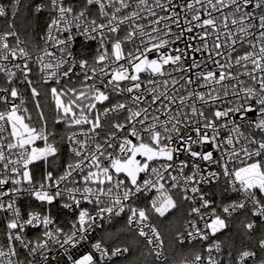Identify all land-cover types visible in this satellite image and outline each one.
Returning a JSON list of instances; mask_svg holds the SVG:
<instances>
[{
    "label": "snow or ice",
    "instance_id": "snow-or-ice-1",
    "mask_svg": "<svg viewBox=\"0 0 264 264\" xmlns=\"http://www.w3.org/2000/svg\"><path fill=\"white\" fill-rule=\"evenodd\" d=\"M21 3H0V264H114L130 248L94 233L122 216L167 260L154 219L182 209L173 244L192 251L177 264H264L218 236L234 216L250 236L264 224V0H33V40ZM40 85L69 130L62 172L44 112L37 128L24 107L21 88L41 108Z\"/></svg>",
    "mask_w": 264,
    "mask_h": 264
},
{
    "label": "trees",
    "instance_id": "trees-1",
    "mask_svg": "<svg viewBox=\"0 0 264 264\" xmlns=\"http://www.w3.org/2000/svg\"><path fill=\"white\" fill-rule=\"evenodd\" d=\"M5 3H10V0H4ZM33 0H22L19 8L18 15L16 17V26L22 40H33L38 39L35 36L33 29L35 28V22H32V27H29L30 16L29 6ZM11 19V17H9ZM41 25L43 20L40 21ZM48 86L40 85L39 90L41 96L38 98L41 104V108L35 107V101L30 98L29 110L31 116V124L37 128L44 125L45 121H41L39 118V111H43L46 117L48 131L56 134L57 142H61V136H64L69 130L63 124L55 125V105L50 95H45L46 88ZM51 139V138H50ZM38 146L43 147L44 142L38 140ZM61 152L59 160L57 161V168L59 171H63L64 165L71 160L66 141L61 142ZM36 167V175L40 176L44 172L43 162H38ZM54 170V169H49ZM243 216H234L228 221V227L223 232V239L226 249L235 251L240 248H255L254 244L257 241V232H254L251 236L242 228L241 220ZM154 223L157 225L162 237L165 241V249L167 252V260L164 264H177L178 260L183 256L188 255L192 249L189 246L179 247L173 244L174 234L177 229L183 224V209L180 212L169 213L165 218L154 219ZM101 236L105 244L109 247L112 246H128L130 253L126 258L117 260L114 264H143V263H154L149 253V248L141 241L140 238L132 231L126 228V219H115L110 222H105L101 230Z\"/></svg>",
    "mask_w": 264,
    "mask_h": 264
},
{
    "label": "built area",
    "instance_id": "built-area-1",
    "mask_svg": "<svg viewBox=\"0 0 264 264\" xmlns=\"http://www.w3.org/2000/svg\"><path fill=\"white\" fill-rule=\"evenodd\" d=\"M0 3H5V1L4 0H0ZM77 47H79V45H77ZM95 47H96L95 43H92L90 50L94 51ZM21 91L23 92V98L25 100L24 107H26L28 109V113L27 114L30 115V110H29V101H30V98H31L30 91H25L23 88H21ZM16 103H19V101L17 100ZM0 110H3V106L2 105H0ZM37 177H39V175ZM215 191H216V195L214 196V199L217 201V203H219V201L221 199V196H220L218 190H215ZM234 198H235V196L233 194H229V196L225 198V202L227 203V202H229L230 199H234ZM21 205H22V208L24 210H32V209H35V208H38L39 207L38 204L35 201L30 200L27 197L23 198V200L21 201ZM85 206H87V205H85ZM52 215L55 218H57V220L61 224L65 225V226L69 225L70 222H71V220H72V218H73L72 217V214L68 210H65V209L60 208L59 203H57L55 206L52 207ZM123 218L126 219V217L122 216V217L113 218L112 220H115V219H123ZM105 222H109V221H101L100 222V226L97 227L96 232L94 233V237L96 239H102L101 230H102L103 224ZM258 225H260V226H258V228L255 231V232H257V241L261 237L262 233H264V224H260V222H258ZM223 232L222 233H219L218 236L223 241V244H224ZM0 233H2V225H0ZM36 235H37V233H36L35 230H30V238H35ZM257 241L254 244L255 248H252V249L253 250H257L258 256L264 255V253L259 252V250L257 249V247H256ZM0 242H2V241H0ZM224 246H225V244H224ZM87 250H90V245H84L78 251L79 252H85ZM227 252H228V250L226 249V246H225V253H227ZM149 253L151 255V258L154 260V263H143V264H164V261L165 260L163 258H161V260L157 261L156 258H155V256H154V254H152L150 252V250H149ZM165 255L167 256L166 249H165ZM55 256H56V252L53 251L51 258H53V260H54ZM126 257H124V258H126ZM121 259H123V258H121ZM116 261L117 260H115L114 263Z\"/></svg>",
    "mask_w": 264,
    "mask_h": 264
},
{
    "label": "rangeland",
    "instance_id": "rangeland-1",
    "mask_svg": "<svg viewBox=\"0 0 264 264\" xmlns=\"http://www.w3.org/2000/svg\"><path fill=\"white\" fill-rule=\"evenodd\" d=\"M37 141H38V140H37ZM37 141H36V142H37ZM36 142H35V145H34V146H36V147H41V146H38Z\"/></svg>",
    "mask_w": 264,
    "mask_h": 264
}]
</instances>
